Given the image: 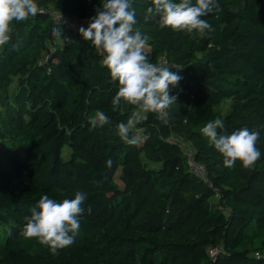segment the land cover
I'll use <instances>...</instances> for the list:
<instances>
[{"label": "trees", "instance_id": "16d2710c", "mask_svg": "<svg viewBox=\"0 0 264 264\" xmlns=\"http://www.w3.org/2000/svg\"><path fill=\"white\" fill-rule=\"evenodd\" d=\"M35 2L44 12L14 20L0 47V264H264V0H217L203 37L161 28L153 0H129L148 61L182 77L167 123L141 112L136 145L117 126L139 109L112 104L119 83L100 53L53 17L95 16L102 0ZM98 110L110 123L92 129ZM216 118L218 132H260L251 169L224 166L202 133ZM77 191L87 198L71 246L52 254L20 235L44 195Z\"/></svg>", "mask_w": 264, "mask_h": 264}, {"label": "clouds", "instance_id": "9594fccd", "mask_svg": "<svg viewBox=\"0 0 264 264\" xmlns=\"http://www.w3.org/2000/svg\"><path fill=\"white\" fill-rule=\"evenodd\" d=\"M153 5L154 8L149 7L147 12L155 11L159 15L161 28L188 33L196 30L201 37L214 30L201 17L218 10L217 0H196L195 5L192 0H181L179 3L153 0ZM38 12L43 13L44 9L38 7L35 0H0V47L11 40L14 20L26 21ZM136 23V12L129 0H102V8L96 9V15L90 18L87 28H79L84 40L90 41L102 56V64L109 69L112 81L119 83L112 104L118 105L123 100L139 109L126 124L121 122L117 126L120 139L128 145L138 144V138H130L129 131L144 118L141 112L158 113V118L167 123L166 110L178 99L170 94V86H178L182 79L169 67L148 61L144 54L147 37L134 30ZM61 34L60 26L52 29L53 36ZM89 123L95 129L110 121L103 111L98 110L90 117ZM218 129H224V122L220 118L207 122L202 133L209 139L210 145L223 155L224 166L231 168L240 160L245 169H251L261 157L256 147L260 132L245 127L228 135L223 131L218 132ZM107 164L110 166L111 160ZM86 198V193L82 191H77L74 199H64L62 202L44 195L31 210V216L25 218L27 222L21 228L20 235L25 239H38L39 243L49 247L52 254L71 246L79 233L80 217L85 212L82 205ZM87 211L90 213L91 208Z\"/></svg>", "mask_w": 264, "mask_h": 264}, {"label": "built area", "instance_id": "2783aa9c", "mask_svg": "<svg viewBox=\"0 0 264 264\" xmlns=\"http://www.w3.org/2000/svg\"><path fill=\"white\" fill-rule=\"evenodd\" d=\"M53 17H54L55 20L63 21L66 24H68L70 26H73V27H81V26H83V27L87 28L89 20L93 16L77 17V16H73V15L65 14V13H61V12H54L53 13ZM162 63H167L166 59H164L162 61ZM191 154H192V151H191ZM190 163L195 169H197V170H199L201 172L205 171L204 166L195 163L193 160H191ZM214 249L215 248H211V251H213Z\"/></svg>", "mask_w": 264, "mask_h": 264}, {"label": "rangeland", "instance_id": "374dc122", "mask_svg": "<svg viewBox=\"0 0 264 264\" xmlns=\"http://www.w3.org/2000/svg\"><path fill=\"white\" fill-rule=\"evenodd\" d=\"M186 149H187L188 151H191V150H192L190 146H187Z\"/></svg>", "mask_w": 264, "mask_h": 264}]
</instances>
